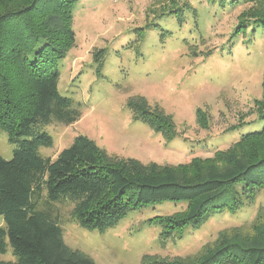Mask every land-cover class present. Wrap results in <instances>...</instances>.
Masks as SVG:
<instances>
[{
	"label": "rangeland",
	"instance_id": "1",
	"mask_svg": "<svg viewBox=\"0 0 264 264\" xmlns=\"http://www.w3.org/2000/svg\"><path fill=\"white\" fill-rule=\"evenodd\" d=\"M262 16L264 0L224 8L210 0H80L75 43L59 63L57 88L82 114L73 124L44 127L53 145L40 154L56 158L82 134L114 157L174 167L194 178L201 162L223 164L225 152L264 153V140L252 153L254 146L241 139L263 126L264 33L242 29V20ZM140 98L172 118L174 138L134 119L128 102ZM14 148L0 131V154L11 159ZM250 200L235 213L188 227L182 238L163 236V229L172 232L167 224L183 216L182 201L139 206L103 230L73 221L71 205L59 208L65 243L96 264H142L145 256L197 264L222 241L264 225V188ZM11 249L0 258L15 260Z\"/></svg>",
	"mask_w": 264,
	"mask_h": 264
},
{
	"label": "trees",
	"instance_id": "2",
	"mask_svg": "<svg viewBox=\"0 0 264 264\" xmlns=\"http://www.w3.org/2000/svg\"><path fill=\"white\" fill-rule=\"evenodd\" d=\"M79 1L0 0V131L15 146L11 159L0 154V255L10 245L15 260L0 258V264H96L65 243L61 205H71L70 217L79 225L103 230L139 206L182 201L183 216L167 224L171 233L163 229L164 237L182 238L188 227L235 213L264 188V153L225 152L223 164L201 162L194 178L174 167L114 157L82 134L56 158L40 154L41 147L53 145L44 127L73 124L82 114L57 88L59 63L75 43ZM242 1L251 0H210L222 8ZM185 11L193 9L187 5ZM175 15L182 21L183 14ZM243 28L264 33V16L242 20ZM128 107L134 119L174 138L172 118L146 98L130 100ZM259 119L263 126L241 138L254 146L252 153L264 140V111ZM142 264L188 263L145 256ZM197 264H264V225L253 235L222 241Z\"/></svg>",
	"mask_w": 264,
	"mask_h": 264
}]
</instances>
